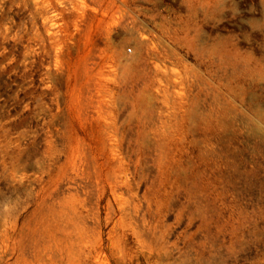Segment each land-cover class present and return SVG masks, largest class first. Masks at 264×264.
Wrapping results in <instances>:
<instances>
[{"label":"rangeland","instance_id":"1","mask_svg":"<svg viewBox=\"0 0 264 264\" xmlns=\"http://www.w3.org/2000/svg\"><path fill=\"white\" fill-rule=\"evenodd\" d=\"M0 264H264V0H0Z\"/></svg>","mask_w":264,"mask_h":264}]
</instances>
